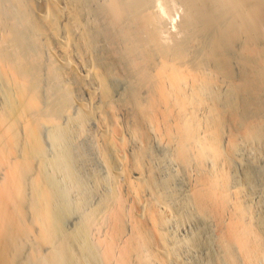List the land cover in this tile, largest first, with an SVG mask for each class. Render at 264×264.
Wrapping results in <instances>:
<instances>
[{
    "label": "bare ground",
    "instance_id": "bare-ground-1",
    "mask_svg": "<svg viewBox=\"0 0 264 264\" xmlns=\"http://www.w3.org/2000/svg\"><path fill=\"white\" fill-rule=\"evenodd\" d=\"M151 2L0 0V264H191L174 215L213 224V264H264V0ZM44 126H91L104 165L101 200L71 230L47 167L70 193L90 188L67 145L49 160Z\"/></svg>",
    "mask_w": 264,
    "mask_h": 264
},
{
    "label": "rangeland",
    "instance_id": "rangeland-1",
    "mask_svg": "<svg viewBox=\"0 0 264 264\" xmlns=\"http://www.w3.org/2000/svg\"><path fill=\"white\" fill-rule=\"evenodd\" d=\"M152 2L151 3H153V6H156L157 5V3L156 2H159V0L158 1H156V0H151ZM165 0H160V2H164ZM170 4H174L173 2H170L169 3V6H170ZM176 4V3H175ZM168 6V7H169ZM170 8H172V9H170ZM180 8L179 7H177V6H175V5H171V7H169V10H172V11H169L170 13H168V15L166 16V15H163L162 17H163V21L164 20H166V21H164L165 22V26L167 27L168 26V28H173V26L172 25H176V23H177V21H179V19H180V14H181V10H179ZM170 15L172 16L171 18H170ZM168 16H169V19L167 20V18H168ZM173 19V20H172ZM169 22V23H168ZM168 24V25H167ZM170 24V25H169ZM172 30H174V29H172ZM118 82V83H117ZM115 83H117V84H115V88H116V86L117 87H119V88H121V89H119V90H117L118 88H116L115 90H117L118 92L119 91H121V90H123V88L124 87H126L125 85H126V83L124 82V81H120V80H116V82ZM119 85V86H118ZM121 86V87H120ZM116 91V93H118ZM1 100H2V98H1ZM86 111H89V108L88 107H85L84 108ZM65 121H66V119H65ZM65 121H64V123H65ZM67 122V124H69L68 126H67V129H68V127L70 126V123H69V121L67 120L66 121ZM66 123H65V125H67ZM48 126H44L43 127V140H44V143H45V147H46V152H47V156H48V158H49V160L51 159V160H55V158L57 159L58 157V154H59V152L61 151V149L62 148H64L65 149V147L66 146H62V145H67L68 146V148H70L72 151H70V150H68L70 153H71V155H73V157L75 158V162L73 161L72 162V165H73V167H74V169L75 170H77L76 172L78 173V176H80V174H81V177L79 178V180L81 181V178L82 177H84V178H82V185H84L85 184V187H87L89 190V192L91 193V196L90 195H87V194H89V192L87 193V189H86V191H84L85 189H83V191L84 192H86L85 194H86V196L84 195V194H82L83 192H75L76 191V189L73 187V185L71 184V182L69 183V178H68V174L66 173L67 171L66 170H64V168L62 167V166H58V167H55V166H52V168L50 167V166H48L47 167V173H49L48 175H53V176H51V177H53L54 178V181H56V184L59 186V188H60V190L62 189L64 192H65V196H66V203H65V206L67 205V206H69V210L68 209H66V207H65V210H66V213H65V216H64V219H63V223H64V227L66 228V229H68V230H71V229H69V228H74V226H76L78 223H80L81 221V219H83V213H85L87 210H85V207L87 208V207H89V208H87L88 210H90L91 208H93V206L95 205H97V203H99L98 201L99 200H101V196H102V194L104 193V189H103V187L101 186V184L100 185H97L96 184V182H97V180H98V178H95L97 175L99 176V175H102L103 173H104V171H105V169H104V165H103V163H102V161L100 160V157H98V152H96L97 150H95V147H94V142H93V137H94V134L92 133L93 132V128L91 127H87L89 130H90V132H89V130L88 129H86V131H88V133H86L84 136H82L81 138H77L76 137V135L74 134L75 133V129H73L72 128V134L73 135H71V133H70V135H67L66 137L67 138H65V139H67V140H65L64 139V137L61 135V136H59L60 135V133H56V131L54 130V129H50V127H48ZM70 128V127H69ZM50 129V130H49ZM90 133H92V134H90ZM90 134V135H89ZM57 136V137H60V138H56L55 137V139H58V140H55V142H57V144L54 142V136ZM71 136H74V137H71ZM86 136V137H85ZM93 136V137H92ZM63 137V138H62ZM62 138V139H61ZM74 138V139H73ZM63 139H64V141H63ZM69 139V140H68ZM79 139V140H78ZM60 140V141H59ZM67 141L70 143V144H72V146H70V144L68 145V143H67ZM77 141V142H76ZM59 142H61L60 143V145H59ZM65 142V143H64ZM63 143V144H62ZM56 144V145H55ZM155 144V143H154ZM156 145V144H155ZM155 145L153 146V151H156L157 153H158V156L160 157V158H155L156 159V163H159V167L161 168V167H163V170H164V168H166L164 165H166L167 166V169L170 171H168L167 169H165L164 170V173L166 172V171H168V173L166 174V175H169V173H171L172 172V177H173V179H172V177L169 175V178L171 179V181H170V183H169V185H170V189H171V191H172V188H174V190L173 191H175L174 192V195L175 196H178V194H179V192L181 193L184 189H185V182H184V178L183 177H181V175H180V173L178 174L177 173V171L176 172H174L175 170H177V167H176V165L170 160V154L168 153V155L166 156V154H167V150L164 152V150L166 149L164 146L161 148V145L159 146L158 145V143H157V145H156V147H155ZM55 146H56V148H55ZM62 146V147H61ZM58 147V148H57ZM59 147H61V148H59ZM72 147V148H71ZM67 148V147H66ZM67 148V149H68ZM164 148V149H163ZM58 150H59V152H58ZM164 152V153H163ZM154 154H156V155H154L155 157L157 156V153H155V152H153ZM163 154H165V155H163ZM76 155V156H75ZM157 156V157H158ZM162 156H166V158H164L163 157V160H165L166 161V164H163V163H165V161L164 162H162V160H160L161 158H162ZM73 157H72V160H74L73 159ZM158 160H160V162H158ZM168 162V163H167ZM171 162L173 163V165L171 164ZM245 163H241L242 164V166H244L243 164H246L247 162H248V159L246 160V161H244ZM74 163V164H73ZM162 163V164H161ZM237 164H236V166H235V164H234V172H237V173H234V175L236 176V179H238L239 177H240V174H241V168L242 167H240L239 165H241L240 163H238V162H236ZM76 164V165H75ZM167 164H171V167L173 166V168H171L169 165H167ZM162 165V166H161ZM57 166V165H56ZM75 166H76V168H75ZM239 166V167H238ZM50 167V168H49ZM79 167V168H78ZM170 169H169V168ZM175 167H176V169H175ZM55 168V169H54ZM56 168H58L57 170H56ZM50 169V170H49ZM79 169V170H78ZM174 171H173V170ZM237 169V170H236ZM240 169V170H239ZM54 170V171H53ZM81 170L83 171L82 173H81ZM50 171V172H49ZM62 171V172H61ZM64 171V172H63ZM66 173V174H65ZM76 173V174H77ZM95 174V175H93V174ZM174 173V174H173ZM91 174V175H90ZM175 174H178L180 177H181V179H183V180H181L179 177H177V175L175 176ZM64 175H66V176H64ZM89 177H88V176ZM55 177H56V179H55ZM89 178V179H87V178ZM174 177H176V178H174ZM177 178H179V179H177ZM87 181H85V180ZM95 179V180H94ZM176 179V180H175ZM67 180H68V182H67ZM86 182V183H84V181ZM173 180V181H172ZM175 180V181H174ZM179 180V181H178ZM90 181V182H89ZM180 181H183V182H180ZM89 182V183H88ZM84 183V184H83ZM99 183V182H98ZM180 183V184H179ZM182 183V184H181ZM88 184V185H87ZM176 184V185H175ZM96 185V186H95ZM175 185V186H174ZM71 186H72V188L75 190H71L72 192L70 193V189H71ZM93 188H91V187ZM171 186H172V188H171ZM65 187V188H64ZM176 187V188H175ZM97 188V189H96ZM178 188H181V190L180 189H178ZM99 189L101 190V191H99ZM175 189H177V190H175ZM67 191V192H66ZM91 191H93V192H91ZM172 191V192H173ZM100 192V193H99ZM68 193V194H67ZM78 193H80V194H78ZM102 193V194H101ZM176 193H178V194H176ZM77 195H78V197H81V196H83V200H81V198H78L77 197ZM257 195H259L258 197H257ZM88 196H90V199H89V201L87 200L88 198H85L84 199V197H88ZM99 196V197H98ZM256 197H254V199H259L260 197H261V194L259 193V194H256L255 195ZM75 197H77L78 198V200L77 201H75L76 199H75ZM84 200L85 201H88L87 202V204H86V202L84 203ZM69 201V202H68ZM79 201H82V202H79ZM79 202V203H78ZM78 203V204H77ZM83 204H85V206L83 205ZM93 205V206H89V205ZM79 207H78V206ZM80 205L82 206L83 205V208H84V211H80L81 209L83 210V208H81V209H79L78 210V208H80ZM77 206V207H76ZM94 206V207H95ZM68 208V207H67ZM67 210H68V212H67ZM174 214H177V215H179L178 213H174ZM173 214V215H174ZM175 217H176V215H174ZM183 216H185V215H183ZM191 216V215H190ZM187 216L186 218H188V219H185V220H188V222H186V221H184L183 222V219L180 221V217L178 218V216H177V218L176 219H174L175 217H173L172 218V222H171V224H172V226H171V224H170V228L172 227V228H174V227H176V228H174L175 230H173L172 228L170 229V230H172L171 232H172V234L173 235H175V237L178 239V240H180L181 242H184L185 243V245H186V247L184 246V249H183V254H182V257L183 256H185V257H183V258H185V260L186 261H188V262H190L191 264H213L214 263V259L216 258V254L218 253V248H216V242L214 241L213 242V240H215V235H214V237H213V233L215 232V231H213V228H212V226H213V224H210V223H206L205 225L207 226L208 224H210L211 226H209L208 225V228H206L205 227V225L204 224H202L203 223V221H201L198 217L196 218V219H199V221H196V220H193L195 217L194 216ZM194 217V218H193ZM183 218H185V217H183ZM191 220H193L192 221V223H191V225H190V219ZM193 218V219H192ZM175 220V221H174ZM177 220V221H176ZM178 220L180 221V222H178ZM190 221V222H189ZM193 222H195V223H193ZM199 223V225L200 226H198L197 224ZM200 222H201V224H200ZM181 223V224H180ZM187 223V224H186ZM184 224V225H183ZM193 224H195V226H193ZM186 225H188V226H186ZM196 225H197V227H196ZM202 225H203V228H204V230H203V228H202ZM183 227V228H182ZM200 227V228H199ZM210 227L212 228V231H211V229H210ZM191 229V230H190ZM202 229V230H201ZM198 230V231H197ZM201 230V231H200ZM206 232V233H203V232ZM212 233H211V232ZM175 232V233H174ZM193 232V233H192ZM195 232V233H194ZM202 232V233H201ZM191 233V234H190ZM199 233V235H200V233H201V236L199 237L197 234ZM177 234V235H176ZM196 234V235H195ZM195 237H193V236ZM188 236H190V237H188ZM197 237H199V239L197 238ZM211 238H213V239H211ZM193 239L195 240V239H197L196 240V242H194L193 241ZM204 241H202V240ZM206 239V240H205ZM209 239V240H208ZM183 240H185V241H183ZM190 240V241H189ZM191 241H193L195 244H193V242H191ZM199 242V243H198ZM200 242H202V243H200ZM212 242H213V244H212ZM183 243V244H184ZM187 243H189V244H187ZM190 243H191V245H190ZM206 243V244H205ZM209 243V244H208ZM197 244V245H196ZM200 244V245H199ZM203 244V245H202ZM187 246H188V248H187ZM215 247V248H214ZM193 248V249H192ZM195 248V249H194ZM186 249H187V251H186ZM184 250L186 251V252H184ZM197 251V252H196ZM215 251V252H214ZM188 254V255H186V254ZM214 253H216L215 254V256H212ZM193 254V255H192ZM191 257H190V256ZM194 256H196V257H194ZM210 256H211V258H210ZM212 257H214L213 259H212ZM191 258V259H190ZM195 259V260H194ZM191 260V261H190ZM210 260H213V262L212 261H210ZM197 261H199L198 263H197ZM196 262V263H195Z\"/></svg>",
    "mask_w": 264,
    "mask_h": 264
}]
</instances>
